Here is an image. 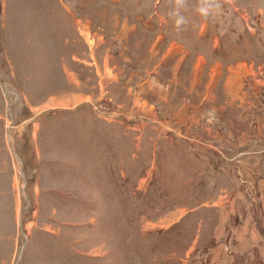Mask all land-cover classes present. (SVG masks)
Listing matches in <instances>:
<instances>
[{"label": "rangeland", "instance_id": "obj_1", "mask_svg": "<svg viewBox=\"0 0 264 264\" xmlns=\"http://www.w3.org/2000/svg\"><path fill=\"white\" fill-rule=\"evenodd\" d=\"M196 4L0 0V264H264V0Z\"/></svg>", "mask_w": 264, "mask_h": 264}, {"label": "clouds", "instance_id": "obj_2", "mask_svg": "<svg viewBox=\"0 0 264 264\" xmlns=\"http://www.w3.org/2000/svg\"><path fill=\"white\" fill-rule=\"evenodd\" d=\"M231 2L232 0H197L195 12L204 19H214L222 13L224 4ZM188 10L189 0H171V9L167 15L172 20L177 34L188 30L190 20L185 15Z\"/></svg>", "mask_w": 264, "mask_h": 264}, {"label": "crops", "instance_id": "obj_3", "mask_svg": "<svg viewBox=\"0 0 264 264\" xmlns=\"http://www.w3.org/2000/svg\"><path fill=\"white\" fill-rule=\"evenodd\" d=\"M30 249L27 251L26 255H25V261L27 260L26 259V256L30 254ZM46 257V255H45ZM39 259H41L39 261ZM42 260H44V258H38L36 259V254L33 252V257L28 261V264H43Z\"/></svg>", "mask_w": 264, "mask_h": 264}, {"label": "water", "instance_id": "obj_4", "mask_svg": "<svg viewBox=\"0 0 264 264\" xmlns=\"http://www.w3.org/2000/svg\"><path fill=\"white\" fill-rule=\"evenodd\" d=\"M25 180V179H24ZM20 223H21V217H19V222H18V225H19V227H20ZM19 229H21V227L19 228ZM21 251H22V249H21ZM21 254H19V256H20Z\"/></svg>", "mask_w": 264, "mask_h": 264}, {"label": "bare ground", "instance_id": "obj_5", "mask_svg": "<svg viewBox=\"0 0 264 264\" xmlns=\"http://www.w3.org/2000/svg\"><path fill=\"white\" fill-rule=\"evenodd\" d=\"M9 142H11V140H9Z\"/></svg>", "mask_w": 264, "mask_h": 264}]
</instances>
